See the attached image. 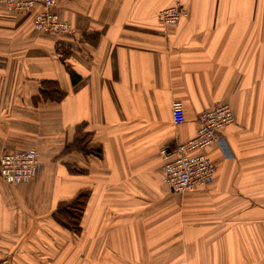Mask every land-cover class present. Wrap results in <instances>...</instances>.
<instances>
[{
    "label": "crops",
    "instance_id": "1",
    "mask_svg": "<svg viewBox=\"0 0 264 264\" xmlns=\"http://www.w3.org/2000/svg\"><path fill=\"white\" fill-rule=\"evenodd\" d=\"M176 4L186 16L163 27L158 13ZM262 9L263 0H63L54 12L72 34L57 37L35 31L40 7L0 3V154L33 149L39 162L27 182L0 178V264H264ZM44 81L65 98L38 100ZM219 104L234 123L224 151H204L213 181L173 193L159 151L193 138L200 113ZM82 124L101 157L65 151ZM84 192L74 234L56 210Z\"/></svg>",
    "mask_w": 264,
    "mask_h": 264
},
{
    "label": "built area",
    "instance_id": "2",
    "mask_svg": "<svg viewBox=\"0 0 264 264\" xmlns=\"http://www.w3.org/2000/svg\"><path fill=\"white\" fill-rule=\"evenodd\" d=\"M63 0H0L8 10L28 13L36 7L41 10L34 17L36 32L50 33L57 37L72 34L69 23L63 21L54 12V8ZM186 16L185 10L176 4L158 13L157 19L163 27H173ZM183 105L175 101L171 106V121L179 126L184 123ZM234 123V115L225 104L203 111L198 117V129L193 138L160 150L163 162L164 183L179 195L205 188L214 179L216 167L204 154V151L216 145L222 151L225 141L222 131ZM39 169L36 151L20 149L0 154V178L7 184H20L34 177Z\"/></svg>",
    "mask_w": 264,
    "mask_h": 264
},
{
    "label": "trees",
    "instance_id": "3",
    "mask_svg": "<svg viewBox=\"0 0 264 264\" xmlns=\"http://www.w3.org/2000/svg\"><path fill=\"white\" fill-rule=\"evenodd\" d=\"M72 83L77 84L78 77L70 69H68ZM65 98L57 83L53 81H44L38 100L58 103ZM85 125L76 127V136L73 142L66 147V152L77 151L85 156L92 155L97 158L102 156V149L99 146L90 144L89 135L83 132ZM83 132V133H82ZM87 194H78L71 202L60 204L56 210V218L60 225L68 229L74 234L80 233L79 221L87 202Z\"/></svg>",
    "mask_w": 264,
    "mask_h": 264
},
{
    "label": "rangeland",
    "instance_id": "4",
    "mask_svg": "<svg viewBox=\"0 0 264 264\" xmlns=\"http://www.w3.org/2000/svg\"><path fill=\"white\" fill-rule=\"evenodd\" d=\"M262 18L264 20V10L263 9H262ZM261 36H262L261 44H262V48H264V26L261 27ZM159 154H160V151H159ZM160 157H161V155H160ZM162 169H163V167H162Z\"/></svg>",
    "mask_w": 264,
    "mask_h": 264
}]
</instances>
